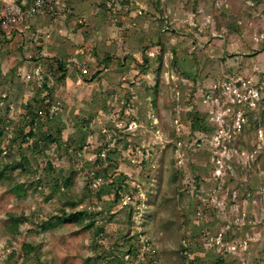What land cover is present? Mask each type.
Masks as SVG:
<instances>
[{"label":"rangeland","instance_id":"obj_1","mask_svg":"<svg viewBox=\"0 0 264 264\" xmlns=\"http://www.w3.org/2000/svg\"><path fill=\"white\" fill-rule=\"evenodd\" d=\"M33 4L0 0V264H264V0Z\"/></svg>","mask_w":264,"mask_h":264},{"label":"trees","instance_id":"obj_2","mask_svg":"<svg viewBox=\"0 0 264 264\" xmlns=\"http://www.w3.org/2000/svg\"><path fill=\"white\" fill-rule=\"evenodd\" d=\"M174 64L176 61V58L174 57ZM57 68L63 72L62 78L66 75L65 71V65L61 63V61L57 62ZM33 120H31L32 123ZM0 120V179H6L11 180L12 177L9 174L10 170L15 169H25L27 165H29L28 157L25 155H22L20 159H16L14 155L8 159H2V149L1 145L5 137L4 127L1 124ZM200 127V119L197 116V113L194 112L191 115V128L193 130H197ZM32 132V129L30 130ZM50 142H55V139L53 137H49ZM105 172V169H100L98 174H102ZM74 175L71 176H64L63 174H60L58 179L56 180V191L59 194H62L66 197L67 202L70 204V207L72 208L70 211H66V209L63 208V214L61 215V222L67 223L72 222L75 225L82 228V230H91L95 227V221L93 220L91 213L87 210H75L76 206L81 204L84 201V197L81 195H78V193H73L70 196V191L75 187L76 181L74 179ZM12 192H14L17 195H25L27 194L26 189L23 187V185L16 184L12 187ZM99 195V194H98ZM10 219L12 221V230H15L18 228V225L20 224V219L16 218L14 214L10 213ZM42 227L44 229L52 228V225L49 221H46L43 223ZM101 229H98V231ZM23 250L30 254L35 251V248L32 244L26 242L23 244ZM15 253H12V255ZM198 264H207V263H198ZM209 264H227L226 261L223 259L218 260L215 263H209Z\"/></svg>","mask_w":264,"mask_h":264},{"label":"built area","instance_id":"obj_3","mask_svg":"<svg viewBox=\"0 0 264 264\" xmlns=\"http://www.w3.org/2000/svg\"><path fill=\"white\" fill-rule=\"evenodd\" d=\"M47 0H34V4L31 7V11H26L28 14H30L32 12L33 9L35 8H44V5L46 4ZM18 23V17L16 15H11V16H2L0 17V30H4L6 29L9 25L11 24H16ZM75 62H77L75 59H73ZM77 68L80 69L81 73L83 74H87L88 73V68L86 65H78L77 64ZM38 117L39 119L42 117L41 115L43 114V112L39 111L38 112Z\"/></svg>","mask_w":264,"mask_h":264}]
</instances>
